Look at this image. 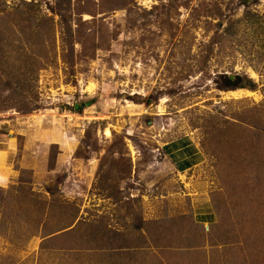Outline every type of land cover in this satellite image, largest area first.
Listing matches in <instances>:
<instances>
[{"label":"rangeland","instance_id":"374dc122","mask_svg":"<svg viewBox=\"0 0 264 264\" xmlns=\"http://www.w3.org/2000/svg\"><path fill=\"white\" fill-rule=\"evenodd\" d=\"M244 1L0 0V264L264 254V0ZM181 138L203 156L185 174L162 149Z\"/></svg>","mask_w":264,"mask_h":264},{"label":"trees","instance_id":"16d2710c","mask_svg":"<svg viewBox=\"0 0 264 264\" xmlns=\"http://www.w3.org/2000/svg\"><path fill=\"white\" fill-rule=\"evenodd\" d=\"M243 2L245 4H247L248 1H244L243 0ZM23 16L25 17V13L23 14ZM26 20L27 21H31V18H29V15H28V19H25L23 21L26 22ZM0 22H4V21L3 20H0ZM0 26H1V23H0ZM0 33H1L0 34V38H1V36H2L1 29H0ZM1 39H0V52H2L3 54H5V51H3V48L4 47L1 45ZM26 48H28V47H25V46L21 47L22 50H24V51L27 52ZM4 56L5 55H1L0 54V62L1 63L3 62L2 58ZM21 62H23V63L25 62L26 66L29 65L31 67V65L27 61H21ZM30 67H29L28 70H23L21 72H19L20 71V69H19V71L17 72V76H16V79H15V85L14 86L11 85V82L10 81L7 82V84L10 86V88L13 91H28L30 89V87L32 86V84H31V81H32L31 77H32V73H33V69H30ZM221 88H222V90H225V91H236V90H240V89H248V90H251V91H255L257 89V84L255 83V81L253 79H251L250 77H248L246 75H243V76H235V78L232 79L229 75H226L225 74L224 82H223ZM87 104L88 105H92L93 104V100L85 103V105H87ZM85 105H84V103L83 104H76L75 105L76 111L77 112H82ZM25 108L29 109V106L26 105ZM251 122L253 123V121H251ZM254 124H257V123H255V121H254ZM261 126H262V130L263 131H260L258 133V135L260 133H264V124H262ZM258 140H259V138H258ZM255 144H256V146L258 145L260 148H263V145H261V142L259 143V141L256 140V143ZM249 145H253V144H249ZM166 146H168V145H166ZM166 146H164V151L165 152L169 151ZM232 153L233 152L230 151L229 155L232 156ZM239 156L241 157V154ZM242 162H243L242 161V158H240V162H238L239 165H242ZM230 176H232V175H229V176L227 175V176H225V178L223 177V180H224V183L225 184H226V181L228 180V177H230ZM256 178H255V183L254 184H252V185L249 184V181L250 180L248 182L245 181L243 183V187L246 188L248 186V184H249L254 189L264 190V180H262V178L259 177V182H258V184H256ZM246 180H248V179L246 178ZM238 185L239 184L234 183V182H229L228 183L229 189L231 191H234L236 194L239 191L238 190ZM253 188H252V190L254 192V189ZM253 202H255V201H253ZM262 202L264 203V200H262L261 203ZM249 203L251 204V202H249ZM258 207H259L258 206V203H256L255 204V207L254 208H251V209H254V212H253V210L250 209L251 212L253 214H258V215L261 214L258 211ZM260 210L262 211L264 209L261 208ZM243 214H245L244 211H243ZM263 214H264V211H263L262 215ZM76 219H77V217L75 218L73 224L75 223ZM225 220L226 221L228 220L227 219V215L225 217ZM73 224H71V225H73ZM71 225L68 226V227H66V228H63V229H58L56 231L54 230L51 234H48L47 236L51 235V237L53 239H56V241H58V239H59V237H60V235L62 233H66L67 231L72 230V229H69V227H72ZM259 250H260L259 249V246L255 247V251H257V252L254 251L253 255L249 254L250 257L248 256V254H246L245 255V259H242L241 257H235V255H233L232 258H230L229 260H227L226 264H264V254H261V252H259ZM248 251H250V250H248ZM263 253H264V250H263ZM214 264H217V263H214Z\"/></svg>","mask_w":264,"mask_h":264},{"label":"crops","instance_id":"0c3cea01","mask_svg":"<svg viewBox=\"0 0 264 264\" xmlns=\"http://www.w3.org/2000/svg\"><path fill=\"white\" fill-rule=\"evenodd\" d=\"M168 145V146H166ZM169 151L165 152L173 164L175 165L177 172L185 174L199 165L203 161V156L200 155L199 149L190 139L181 138L179 140H173L163 144ZM15 143L12 140H5L0 143V164L3 163L5 156L14 153Z\"/></svg>","mask_w":264,"mask_h":264}]
</instances>
